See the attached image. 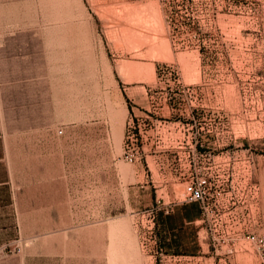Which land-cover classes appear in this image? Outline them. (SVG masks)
<instances>
[{
    "label": "rangeland",
    "instance_id": "rangeland-1",
    "mask_svg": "<svg viewBox=\"0 0 264 264\" xmlns=\"http://www.w3.org/2000/svg\"><path fill=\"white\" fill-rule=\"evenodd\" d=\"M0 121V264H264V0H0Z\"/></svg>",
    "mask_w": 264,
    "mask_h": 264
},
{
    "label": "crops",
    "instance_id": "crops-1",
    "mask_svg": "<svg viewBox=\"0 0 264 264\" xmlns=\"http://www.w3.org/2000/svg\"><path fill=\"white\" fill-rule=\"evenodd\" d=\"M1 122V121H0ZM0 134H1V124H0ZM0 231H1V228H0Z\"/></svg>",
    "mask_w": 264,
    "mask_h": 264
},
{
    "label": "bare ground",
    "instance_id": "bare-ground-1",
    "mask_svg": "<svg viewBox=\"0 0 264 264\" xmlns=\"http://www.w3.org/2000/svg\"><path fill=\"white\" fill-rule=\"evenodd\" d=\"M140 45H142V44H140ZM139 46V45H138ZM143 46V45H142ZM140 47V46H139Z\"/></svg>",
    "mask_w": 264,
    "mask_h": 264
}]
</instances>
